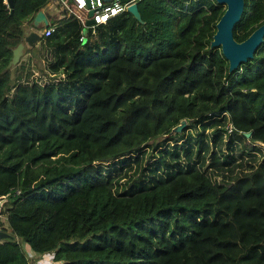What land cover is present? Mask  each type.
I'll list each match as a JSON object with an SVG mask.
<instances>
[{"label": "trees", "instance_id": "trees-1", "mask_svg": "<svg viewBox=\"0 0 264 264\" xmlns=\"http://www.w3.org/2000/svg\"><path fill=\"white\" fill-rule=\"evenodd\" d=\"M48 2L0 0V264H264V40L229 72L210 48L224 6L139 0L142 22L82 41L74 15L51 19L43 75L11 83ZM263 23L244 0L235 40Z\"/></svg>", "mask_w": 264, "mask_h": 264}, {"label": "water", "instance_id": "water-1", "mask_svg": "<svg viewBox=\"0 0 264 264\" xmlns=\"http://www.w3.org/2000/svg\"><path fill=\"white\" fill-rule=\"evenodd\" d=\"M14 0H7L9 7H12ZM109 2L110 0H103ZM128 2L129 0H124ZM219 5L225 7V10L215 25V32L210 41V48H220L222 55L228 62V71L233 72L238 67L254 57L256 49L264 40V23L258 26L245 40L238 42L233 36V27L240 20L244 8V0H215ZM87 5L90 8L89 0ZM127 11L139 22H142L137 3H131ZM66 13V8L64 9ZM93 10L87 11V16L91 17ZM50 15L42 10L38 11L32 19V29L30 32H24L23 39L12 49V57L7 64V68L16 65L23 53L25 43L28 46H34L41 39L38 29L49 25ZM93 24V20L88 18L86 25ZM25 29V26H23ZM83 34L87 35V29H83ZM186 126V120H181L180 124L175 126L171 133H178ZM170 133V134H171ZM250 133H247L248 137ZM3 199H0V206ZM0 238H12V235L0 231Z\"/></svg>", "mask_w": 264, "mask_h": 264}, {"label": "built area", "instance_id": "built-area-1", "mask_svg": "<svg viewBox=\"0 0 264 264\" xmlns=\"http://www.w3.org/2000/svg\"><path fill=\"white\" fill-rule=\"evenodd\" d=\"M138 1L139 0H129L128 2H125L124 0H110L109 2H105L103 0H89V8L87 0H71L72 3L70 5L65 4L66 15L72 14L80 21L82 30L79 40L82 41L86 39L87 36L83 34V29L86 28L87 31L90 29L91 33L94 34L98 25L105 24L112 17L123 11H127L128 5L131 3H137ZM4 2L8 5L7 0H4ZM89 9L93 10L91 17L87 16V11ZM77 11L85 12V15L78 14L76 13ZM88 18L93 20V24L89 26L86 25V20ZM53 30V26H44L39 33L41 36L47 37L53 32ZM50 257V262H52L53 256L51 254H44L39 257L38 263L49 262Z\"/></svg>", "mask_w": 264, "mask_h": 264}, {"label": "rangeland", "instance_id": "rangeland-1", "mask_svg": "<svg viewBox=\"0 0 264 264\" xmlns=\"http://www.w3.org/2000/svg\"><path fill=\"white\" fill-rule=\"evenodd\" d=\"M76 13L85 15V12L77 11ZM24 26L26 32H30L31 30H33L31 23L26 22ZM40 31L41 29H38V32ZM44 65H45V59H43L42 52L38 48V42H36L34 46H28L25 43L23 53L20 56L19 61L17 62L16 65H13L10 68H8V72L6 75L11 77V83L15 79L17 80L18 77L22 78L28 72L32 73V75L35 77H41L43 75L42 72L44 70ZM1 219L2 221H5L4 216H2ZM0 231H4V230L0 229ZM4 239L5 238H0V240H4ZM16 240H18V242L21 244L23 252L26 255H29L28 256L29 259H32L33 256H30L31 250L28 247V245L25 242H23L21 239H16ZM50 259L51 257L49 258V262ZM38 261H39V257H37V259L36 258L33 259V263H36Z\"/></svg>", "mask_w": 264, "mask_h": 264}, {"label": "crops", "instance_id": "crops-1", "mask_svg": "<svg viewBox=\"0 0 264 264\" xmlns=\"http://www.w3.org/2000/svg\"><path fill=\"white\" fill-rule=\"evenodd\" d=\"M65 4H68V0H49L47 6L41 10L50 15L49 20H58L66 15L64 12Z\"/></svg>", "mask_w": 264, "mask_h": 264}]
</instances>
